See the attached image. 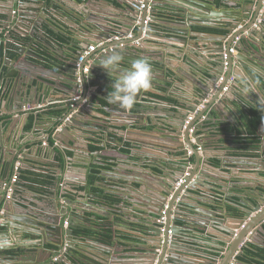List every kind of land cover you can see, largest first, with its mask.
<instances>
[{
  "label": "water",
  "instance_id": "water-1",
  "mask_svg": "<svg viewBox=\"0 0 264 264\" xmlns=\"http://www.w3.org/2000/svg\"><path fill=\"white\" fill-rule=\"evenodd\" d=\"M9 1L11 3L8 5L3 4L7 7L6 10L0 11V14L6 16L1 20V32L8 30L4 38L0 37V52L4 48V55L0 57V112L3 115L4 113L10 115L13 121L16 118L22 120L21 113L25 111L23 122L26 120L28 122L30 116L28 112L32 109L25 110V107H34L35 103L51 100L54 97L66 101L67 104L64 113L50 127L52 132L46 137L48 143L52 137L57 142L56 146L52 149L47 147L48 152L45 150L41 155L39 153L41 144L37 148H31V151L27 152L34 156L28 158L23 156L24 160L21 161L20 168L16 169L18 178L26 169L51 172L54 176L53 189L47 197L34 192H32L33 197L28 193L26 195L27 182L10 181L13 173V160L10 158V165L6 168L7 170L5 169L6 173L4 168H0V264L3 259L1 252L6 249H19L18 244L35 246L36 249L43 250L46 259L40 262L47 264H118L116 260L120 259L117 256L120 251L110 248L101 249L95 243H87V237L80 235L82 230L87 229L83 223L87 219V212L91 213V209L97 206L95 202L99 200L109 204L112 202V207L102 204L101 208L114 212L116 216L106 215V217L120 227L118 230L121 233H129L130 236L138 237L142 241V244H137L140 253L136 264H203L192 262L195 261L192 259L195 256L185 254V250H179V246L185 247L186 244L194 249L187 238L194 236L193 234H205L208 229L206 224L209 222L204 219L208 217L210 218L208 220L212 221L213 217L219 215L216 210L210 208V206L213 207L211 200L209 207L201 206L200 190L210 191L214 195L222 192L226 196V204H234L238 210L242 211L239 213L240 217L233 219L238 227L232 230L225 227L221 229L229 237L224 242L229 243L227 248L230 251L220 262L211 260L209 264H242L238 261L242 251L239 250V255L236 252L233 253L238 243L239 245L244 243V246L254 238L256 233H262L264 236V194L251 185L249 190H245L241 183L229 186L227 176L211 175L204 170L203 174L207 175V178L202 179L198 176L199 166L226 175L227 163L232 162L225 159L224 163L217 165L209 160L203 151L208 149L203 141V135L205 136L204 133L208 130L203 128L204 124L200 120L203 117L210 118L212 111L219 109L220 102L228 98V93L232 92L234 96L242 99L238 95L239 92L237 94L233 92V88L243 92L247 87L245 83L251 84L250 91H252V84L258 86L260 97L264 98V66L261 65L264 59H258L260 54L256 51L258 49L254 48L255 45L260 47L264 45V0H81L83 5L77 11L81 15L78 16L79 32L72 37L78 40L79 44L73 40L70 41L71 38L67 35L65 38L69 39L70 47L65 46L64 49L56 39L48 41L50 30L53 33L60 32L53 24L63 28L54 18L56 14L63 13L61 10L55 11V6L49 8L45 6V1L41 2V0H5L6 3ZM118 1L120 7L116 4ZM140 1H144L146 5L143 9L139 8ZM157 1L162 3L157 4ZM16 4L19 5L17 9ZM36 5L43 6L44 14L35 7ZM156 5L184 19L176 23L179 29L175 30L176 34L171 38H163L157 32L160 26L156 16ZM102 13L104 16H101ZM109 16L116 18H108ZM125 17L132 19L133 22L126 20ZM211 19L226 23V30L229 33L218 35L219 38H208L207 33L193 30L195 25H201ZM244 20L248 22L243 24ZM255 23H258L257 28H254ZM212 28L216 26L213 25ZM245 32L249 33L253 47L244 46V39H240L235 45L239 52L228 54L226 60L224 52H230L236 37L242 36ZM162 39L171 40L174 45L161 46L162 44L158 41ZM58 40H60L59 37ZM210 42L214 45H210ZM91 45L96 46L95 51L91 52L80 66H77L80 56ZM57 46L61 48L59 53L62 57L59 60L74 65L71 68L72 72H68L63 64L60 65L67 76L59 82L48 75L57 72L52 69L53 72L43 64L51 55L54 56L53 50H57ZM130 48L137 51L134 54H140L152 64L153 80L164 83L168 86L167 90L176 95V111L170 109L169 114L164 115L161 112L163 109H169L168 106L153 104L147 106L144 96L158 102L166 101L150 96L151 90L140 93L137 103L131 110L121 109L119 105L104 104L103 100L108 102L106 98L108 93H105L96 78L101 73L105 75L108 73L99 69L97 60L110 55L114 50L122 52L123 56L130 54L135 56L129 51ZM47 49L52 53H49ZM250 52L254 53L256 59H252L253 57L248 54ZM155 54H159V57ZM171 54L177 59L185 58L189 67L182 66L183 70L181 67L174 68V64L168 59V55ZM89 60H92V63H90L89 73L86 74L84 69L89 64ZM130 62L122 61L118 70L123 73L130 67ZM41 70L45 71V74L40 73ZM234 75L242 81L232 80L231 82ZM190 76L194 86L183 89L182 94L177 93L176 88L182 89L188 85L186 80ZM177 83L181 85L178 86ZM93 84L100 86L90 91ZM57 89L62 90L63 93L56 95ZM165 96L169 97L168 94ZM258 101L264 107V100L260 98ZM200 105L203 106L202 109ZM151 106L154 109L148 108ZM35 119L34 128L36 129L41 121L39 117ZM2 122L0 121V128L3 127ZM262 122L264 125V113ZM137 123H140L137 132L142 135V138L139 137L135 139L136 141L127 139L133 144L131 153L135 150L143 153L142 165L148 166L149 171L145 168L143 172L133 170L131 173V169H123L127 167H123L125 162L120 161L119 167L118 165L112 167L106 175L113 173L115 178L120 176L130 180L127 186L120 187L122 193L118 192L117 185L111 183L105 185L113 189L109 192L100 191V193L89 194L86 189L81 190L80 188L87 183V176L79 180H72L70 174L68 176L69 170L82 167V162L81 164L78 162L80 159L75 158L80 156V151L83 150L78 146L77 141L98 140L94 134L99 131L100 136H106L107 140L114 143L120 139V136L114 132L119 133L118 130L122 126L132 127ZM156 131L169 132L170 139L163 134L159 136V138H166L167 144L150 140L157 133ZM64 135L65 139H62L61 136ZM36 144L33 141L32 145L36 146ZM10 145L11 148L8 149L2 143L0 151L5 152L6 155V152L10 151L8 153L14 155L13 144ZM198 147H201V150ZM163 148L168 150L163 151ZM190 150L196 156V169L190 168V161L181 165L182 158L177 157L174 162L175 153L183 151L187 154ZM201 151L199 156L198 153ZM167 153L174 158L168 159ZM63 159L66 160L65 163ZM29 160L46 166L33 165L27 168L24 165ZM235 163L240 169H244L241 165L247 166V169L259 165L258 161L240 162L239 159H236ZM260 163H264V160ZM51 166L54 168H50ZM84 169L87 175V168ZM122 171L127 174H121ZM257 176H260L259 171ZM136 182L138 184L134 185ZM178 182H180L179 185ZM230 191L235 195H231ZM10 192L14 194L18 192L23 198L14 200L19 196H8ZM245 194H247L246 198ZM239 197L244 199L241 200ZM41 201L53 205L55 216L50 209H48L50 212H46V208L40 206ZM26 208L29 210L27 213L19 210ZM124 208L132 209L140 217L131 219ZM162 217L165 218L164 221L161 220ZM130 221L145 225L150 237L143 234L137 235L124 229L129 227ZM180 222H186V224L183 225ZM226 222V219L224 221L215 219L213 225L220 226ZM24 232L36 235L39 239L30 244L24 242L22 238L16 241L15 239H20L18 237H22ZM207 234L210 232L208 231ZM123 243L125 244L117 243V246L127 248L136 246L130 242L123 241ZM195 249L198 250V248ZM184 254L188 258H185ZM58 256L60 259L55 260Z\"/></svg>",
  "mask_w": 264,
  "mask_h": 264
},
{
  "label": "crops",
  "instance_id": "crops-1",
  "mask_svg": "<svg viewBox=\"0 0 264 264\" xmlns=\"http://www.w3.org/2000/svg\"><path fill=\"white\" fill-rule=\"evenodd\" d=\"M45 1V6H48L49 8L51 6H55V11L56 10H61L63 13L62 14H56V16H54V18L56 20L59 21V24L63 26V28H60L58 25L53 24L54 27H56L60 32L58 33H51V37H53L54 39H56V41L58 43H60L62 45V48H64V46L67 44V46L70 47V42L68 38H65L67 35L70 36V41L73 40L75 43H78V40H76L75 35L77 34L78 31V27L80 26V21L78 16H81L77 11L78 9H80V7L83 5L81 4V0H41ZM9 3H11L10 1L8 3L5 2V0H0V5L6 4L8 5ZM119 1L116 3L118 4ZM162 3L161 1H157V4ZM118 6L120 7V5L118 4ZM2 8L4 7L1 6ZM17 7L19 8V5L16 4L15 8L17 9ZM38 10H40L43 14V6L42 5H36L35 6ZM5 9L7 8L6 6L4 7ZM157 9V13L156 16L158 18V24H159V28H158V33L163 36V38H171L173 35H175V30L179 29V26L176 24L178 22L184 21L183 17L175 14L172 11H169L168 9L162 8L159 5H156L155 7ZM2 10V9H1ZM168 10V11H165ZM2 15V14H1ZM4 16V15H3ZM101 16H104V14L102 13ZM6 18V16L3 17V19ZM108 18H116L115 16H109ZM126 20L128 21H132V19L130 18H126ZM102 20V19H101ZM103 21V20H102ZM248 20H244L243 24L247 23ZM216 26V28H212L213 25ZM242 25V24H241ZM162 26V28H161ZM1 27V26H0ZM109 27V25L107 26ZM242 27V26H241ZM227 25L226 23H223L221 20L218 19H211L209 21L203 22L201 25H195L193 27V30L195 32H202V33H207V37L208 38H219L218 35H226L229 32L226 30ZM225 29V30H224ZM217 30V31H216ZM51 31V30H50ZM8 32V30L6 29L5 32H1V28H0V37H5V33ZM103 32V31H102ZM105 32V31H104ZM106 33V32H105ZM213 34V35H210ZM59 35V36H58ZM118 35V34H115ZM58 37L60 38V40H58ZM103 38L105 37V34L102 36ZM48 41H51L50 39ZM74 43V44H75ZM159 44H162L161 46H173L174 42L170 41H166L165 39L159 40L158 41ZM151 44V43H150ZM210 45H214L213 43H209ZM243 44L246 47H253L251 42H250V38H249V33L248 36L246 37V39L243 40ZM4 46V44H3ZM41 47L45 48L43 45H41ZM74 48H77L75 45H73ZM254 48L258 49L256 50L260 55V58L258 59H264V45L263 46H258L255 45ZM57 50H53L54 51V56L51 55L48 60L43 63L44 65H46V67L48 69H54L55 72L57 73H53L52 75L48 74L49 76H51L50 78L56 80V81H60L62 78H64V76H67L66 71L63 70L60 65H64L66 68V70L68 72H72V69L74 67L73 63L68 64V63H64L63 61H60L59 58H61V54L59 53V49H61L59 46L56 47ZM169 50H172L171 48H169ZM175 49H173L174 51ZM47 51L49 53H52L51 50ZM56 51V52H55ZM129 51L132 52V54H134L135 52H137L135 49L130 48ZM239 52V50L234 51V54H237ZM224 53H227L226 51ZM152 54V53H151ZM149 54V55H151ZM229 54V53H228ZM249 55H251L253 58L252 59H256L255 55L253 52L248 53ZM4 55V48L1 50L0 52V57H3ZM133 55H124V60L125 62H129L132 61L134 59L137 58H143L140 54H134ZM157 57H159V54H155ZM169 56V60L172 61V63L174 64V68H182V70L184 69L182 66H186L189 67V65L187 66V63L185 61V58L183 59H177L175 56L168 55ZM51 59H54L55 61L52 62L50 61ZM93 60V59H92ZM248 62V61H247ZM260 63V62H259ZM262 66H264V62L261 63ZM100 70H103L101 67L99 68ZM238 70V69H237ZM53 71V70H52ZM53 71V72H54ZM239 72V71H238ZM264 72V71H263ZM16 74V72H14ZM40 73H44L45 71H40ZM123 73L121 72V70H113L111 75H114L115 78H117L118 76L122 75ZM264 75V73H263ZM46 76V75H44ZM232 80H236V81H242L237 75H234L231 78V82ZM187 82V86L183 87L182 89L180 88H176L177 93H181L183 89H190L191 87L194 86L193 84V79L190 76L189 79L186 80ZM245 83V82H244ZM178 86H180V83H177ZM242 85H244L242 83ZM245 85L247 87L246 90L243 92L233 88V92H239V96L242 97V99H239L238 96H234L232 94V92L228 93V98L226 100H222V102H220V106L219 109H214L212 111V115L210 118H205L203 117V119L205 118L206 120L204 121V123L206 122V124L203 125V128H205L206 130H208V132L204 133L205 136L203 135V141L205 142V144L207 145L208 149L207 150H203L206 153V156L209 158L210 161L214 162L217 165H220L222 163H224L225 159H228L232 162L227 163V167L225 168V170L227 171V174H221L218 173L214 170H210V169H204L202 168V166H199V173L198 176H200L202 179L207 178V175L203 174V170L207 171L209 174H213V175H220L221 177L227 176V180L229 182V186L233 185V184H238L241 183L242 186L244 187L245 190H249L251 189V186H254V189L260 191L261 193L264 194V163H260L264 160V125H262V118H263V113H264V107L262 106L261 102L258 101L260 100V98L262 100H264V98L260 97L261 93L259 91L258 86H256L255 84H252V91H250L251 89V84L245 83ZM244 85V86H245ZM99 85L93 84L92 87H90V91L95 90L96 88H98ZM231 86V85H229ZM168 86L165 85L164 83L159 82L158 80H153V88L151 89L150 92V96L158 98V99H163L166 100L165 102H158L157 100L148 98L147 96H144V102L147 103V106L153 104V105H159V106H168L169 109H163L161 112L164 115L169 114V110L171 109L172 111H176L177 109V104L176 103V95L170 93L171 91L167 90ZM231 88V87H230ZM232 89V88H231ZM39 91L41 92V87L39 89ZM245 92V93H244ZM63 93L62 90L57 89L56 90V95H59ZM168 94L169 97H166L165 95ZM1 97V94H0ZM34 99L36 100V96L34 97ZM104 104H108L107 101H104ZM259 103V104H257ZM67 102L63 101L62 99H59L57 97H54L51 100H46V101H41V103H35L33 106L35 108L34 112H31L30 115H32L33 117H39L40 119V125L35 129L34 128V124H35V118L34 121L32 123V125L28 128L27 127V120L26 122H23L24 120V115H26L25 111H23V113H21L22 115V120H18L16 118V120L12 121V117L10 115H8L7 113H3L0 112V121H3L2 126L0 128V131L2 132V137L0 138V147H2V143L4 145H6V147L8 149H10L11 146L10 144H13V150H15L14 155H10L8 152L7 155L5 154V152L0 151V168H4V170L6 168L9 167V158L10 160H13V164H12V174H11V178H13V176L16 174L17 175V170L16 168H20V163L21 161L24 160L23 156L28 158L30 156H34L33 154H29L27 151H31V148H37L38 145H40V150L39 153L41 155V153H43L45 150L48 152V149H46L47 147H50L51 149L53 148V146H56L57 142L50 137L49 139V143L46 141V137L47 134H50V132H52L51 130V126L53 124V122H57L58 118L64 113L65 111V106H66ZM254 106L256 108H258V112H254L255 114L258 115L259 117V121L258 124H256L255 126H251L250 125V120L252 119V108H254ZM149 109L154 107H148ZM200 108L202 109L203 106L200 105ZM25 109H27L25 107ZM104 112V111H102ZM193 113V112H192ZM171 114V112H170ZM19 115V114H18ZM17 115V116H18ZM35 115V116H34ZM138 121V120H137ZM140 123H137L135 126L129 127V126H122L118 131V132H114V134L119 135L120 139L117 142H110L109 140L106 139V136H100L101 132L97 131L94 135L98 138V140H87V141H83V139L78 140L77 142L79 143L78 146H80L81 150L78 149L80 151V156H76V159H80L78 160V162L81 164L82 162V167H78L76 169H72L69 170L68 176L70 174L72 180H79L80 178H85V176L89 177L92 175L90 173V171L93 168L97 169V179L102 180H108L109 182H113V185H117L119 191L122 193V190L120 187H123L124 185L127 186V182H129L130 180L126 177H120L117 176L116 178L113 177V173H107V171H111L112 167H116L120 161H124L125 165L123 164V167H127V168H123V169H131L130 172L132 173L133 170H136L138 172H143L144 169L146 168L147 171H149V169L145 166L142 165L143 161H144V157L142 156V152L140 151H133L131 153V149H132V143L128 141L127 138L132 139L133 141H136L135 139L137 138H142V135L140 133L137 132V128H139ZM24 126V128H23ZM225 127V130H230L231 133L226 134L224 132H219V130H223ZM157 133L154 134L150 140L159 143H165L167 144L168 141H165L166 138H159V136L161 134H163L164 136L169 138V132H159L156 131ZM233 132V133H232ZM31 133V134H30ZM45 138V139H42ZM62 139H65V135L61 136ZM42 139V140H41ZM170 139V138H169ZM33 141H35L36 146L32 145ZM39 142V143H38ZM47 142L44 146V143ZM113 144V145H111ZM138 144V142H137ZM113 146V147H112ZM214 148V149H213ZM89 149V150H88ZM99 150V151H97ZM152 150V149H150ZM162 150V149H160ZM168 149L163 148V151H167ZM156 152V151H154ZM75 153V152H73ZM202 151L199 152V156L201 155ZM179 154V153H178ZM175 153V158L173 155H170L167 153V158L168 159H173L174 162L176 161L177 157L176 155H178ZM74 154H72L71 152V156H73ZM14 156V157H13ZM239 159V161L241 162H250V161H258L259 165L255 166V168H248L245 165H241L242 168L244 169H240V167H236V163L235 160ZM64 163L66 162L65 159H63ZM85 165H84V164ZM189 163V161H188ZM191 166L190 168H195L196 169V157H194L193 160L190 161ZM24 165V164H23ZM41 166V167H45V164H41L38 165L32 161H26L24 166H27V168H29L30 166ZM175 166H177V164H174ZM87 168V175H86V170L84 169L85 167ZM171 167V165H169ZM251 166V165H250ZM119 167V165H118ZM40 168V167H37ZM50 168H54L53 166H51ZM173 168V166L171 167ZM41 169V168H40ZM232 169V170H231ZM3 170V172H4ZM7 170V169H6ZM5 170V173H6ZM129 171V170H128ZM257 171H259L260 176H257ZM121 174L126 173V172H120ZM127 174V173H126ZM10 178V181H12ZM23 180L22 182L25 183L27 182V186H29V188L31 186H34L35 188H37L36 186L40 185V184H45L46 182H48V184H52L54 181V176L52 175L51 172H45L39 169H34V170H30V169H26L23 172V175L20 176L18 178L17 181ZM84 180V179H83ZM116 180V181H115ZM9 181V179H8ZM13 182V181H12ZM14 183V182H13ZM138 184L137 182L134 183V185ZM248 184V185H247ZM198 186V185H196ZM208 186V185H206ZM106 187V186H105ZM103 187L101 189V191L103 190L104 192H109L110 190H113L112 188H108V187ZM33 188V187H32ZM208 188H210L208 186ZM123 189V188H122ZM33 192H37L38 191H34ZM201 193L200 196V201L201 206L204 207H209L208 204L209 201L211 200V202H213V207L210 206V208H212L213 210H216L218 212V216L217 217H213L214 220L209 221L208 217H206L204 220L206 222H209V224H206L208 229L207 232L209 231L210 234H207V232L205 234H193L194 236H189L187 238V240L191 241L189 242L191 246L194 247L191 248L189 247V244H186L185 247L184 245H181V247L179 246V250L183 251L185 250V254H189L191 256H195L192 259L195 261L192 262H198V263H203V264H209L211 260H215L217 262H220L222 260L223 257H225V254H228V252L230 251L227 248V245H229V243H225L224 240H227L229 237L227 235H225L221 229L223 227L225 228H229V229H234L235 227H238V225L234 222L233 219H235V217H240L241 215L239 214L240 212H242L241 210H238V207L234 204H226L225 203V199L226 196L223 195L222 192H218L215 195L212 194L210 191H199ZM26 195L28 194H32V192H26ZM28 193V194H27ZM231 195H235L232 191L229 192ZM20 193L17 192L16 196L18 197ZM40 194V193H39ZM226 194V193H225ZM42 196V194H40ZM45 196V195H43ZM244 196V195H243ZM33 197V196H32ZM47 197V195H46ZM247 197V194H245V198ZM23 197L19 196V198H14V200L17 199H22ZM239 199H244L243 197H239ZM237 201V199H235ZM40 206H42L43 208H46V210H48V202H44L41 201L39 202ZM126 211L128 212L129 216L131 219H134L136 217H140V215L133 211L132 209H127L124 208ZM21 210V209H19ZM114 213V212H113ZM242 214V213H241ZM85 216V214H84ZM216 220H220V221H224L225 219L227 220L226 224H221L220 226L218 225H213V222H215ZM181 224L185 225L186 222H180ZM85 227L87 229L82 230V232L80 233V235H84L86 236V241L87 243H95L97 245L100 246L101 249H107L110 248L114 251H120V254H118L117 256L120 257V259L116 260L117 262H119L118 264H136L139 261V250H138V243L142 244V241L136 237L134 238L132 233L130 236L129 233L127 234H123L121 233L120 230H118V228H120L119 226H117L116 224L113 223V221H111V219L107 220L106 223L103 225V223L99 224H93V225H85ZM124 229H128L129 232H133L134 234H143L147 237H150V234L146 232L147 227L145 225H142L138 222H133L130 221V225L127 228ZM36 237V235H35ZM184 238V235L182 236ZM108 238H110V241H108ZM116 238L118 240H116ZM121 241V242H118ZM124 242H130L131 244H135L136 246L134 247H118L117 243H119V245H124ZM244 244V243H243ZM242 243H238V245L235 247V250L233 251V253L236 252V254L239 255V250L242 251V254L239 255V260L241 261L242 264H254V263H249L248 261H243L240 259V257H242L243 255H245L246 249L248 252H252V251H256L258 250L257 248H261L264 249V236L262 233H256L254 238L252 240H250L248 243H246L243 246ZM231 247V246H230ZM229 247V248H230ZM257 247V248H256ZM195 248H198V250H196ZM237 249V250H236ZM10 250V249H6L3 250L1 252V254L3 255V260L1 264H34L36 261H34L36 255H38L37 253H40V256H43L44 259H46V257L43 255V250H38L37 252H35V249L32 248H27V250L24 251V248H21V252H18L15 254V258L16 260L12 261V263H10V261L7 258L6 255V251ZM184 254L185 258H188L186 255ZM264 254V253H262ZM261 254V258L259 257H254L253 258H259L260 261H264V256H262ZM60 256V255H59ZM58 256V258H59ZM110 256V255H109ZM183 256V255H180ZM42 257V258H43ZM251 257V256H249ZM189 261H191L190 259H188ZM36 264V263H35ZM40 264H44L43 262H40ZM47 264V263H45ZM217 264V263H216Z\"/></svg>",
  "mask_w": 264,
  "mask_h": 264
},
{
  "label": "clouds",
  "instance_id": "clouds-1",
  "mask_svg": "<svg viewBox=\"0 0 264 264\" xmlns=\"http://www.w3.org/2000/svg\"><path fill=\"white\" fill-rule=\"evenodd\" d=\"M124 56L120 51H112L110 55L99 58L98 66L111 75L118 70ZM113 90L107 95L109 104L119 105L121 109L131 110L137 103V97L142 92L153 88V67L145 58H137L130 62V67L118 76L112 85ZM26 110V109H25ZM35 108L32 107L34 112Z\"/></svg>",
  "mask_w": 264,
  "mask_h": 264
},
{
  "label": "flooded vegetation",
  "instance_id": "flooded-vegetation-1",
  "mask_svg": "<svg viewBox=\"0 0 264 264\" xmlns=\"http://www.w3.org/2000/svg\"><path fill=\"white\" fill-rule=\"evenodd\" d=\"M1 6H3V5H0V11H1V9L2 10H6L4 7L2 8ZM3 17L4 16L0 14V26H2L1 20H3ZM51 33H53V32L50 31V34L48 36V37H50V40L51 39H54L53 37H51L52 36ZM2 38H4V37H2ZM65 46H67V44ZM110 93H108V94H110ZM28 113L31 114L30 111ZM219 132H223V130H219ZM224 133L226 135V132H224ZM227 134H229V133H227ZM97 151H99V150H97ZM177 156H178V158H182V161H180L181 162L180 163L181 165L187 163L188 161L193 160L194 157H196L191 150L190 151H187V154L185 152H183V151L182 152H179V154ZM170 170H172V169L170 168ZM106 183H108V184H110V183L111 184H114L113 182H109L108 180H102L101 181L100 179L96 180V182L93 183V182H91V179H89V177H87V183L84 186H82L80 189L81 190H85L86 189L89 194H92V193H100L101 189L103 187H105ZM36 187L37 188H35L34 186H31L29 188V186H27L28 190L26 192H33L32 190H34V191L40 190V191H38V194L40 193V194H42V196L43 195L46 196V195H49L50 194L49 193L50 190L53 189V185L52 184L51 185L48 184V182H46L45 184H40V185H38ZM34 193H37V192H34ZM8 196H11V197L15 196L16 197V194L10 192V194H8ZM29 196H32V194H30ZM114 201H115V199H114ZM110 203L111 204L106 203V201H101V200L96 201L95 204H97V206H95V207H93L91 209V211H92L91 213L87 212V214H86L87 215L86 216L87 219L83 223L85 225H93V224L95 225V224H99V222H100V223H103V225H104L106 223V221L108 220V218L106 217V215H109V216L112 215L113 217L116 216L111 210H105V209L101 208L102 204H104L105 206H108V207H112L113 204H112V202H110ZM48 207H49L48 209L51 210L52 215L55 216V214H54L55 208L53 207V205H51L50 203H48ZM20 211H22L23 213H27L29 210L26 208V209H21ZM45 211L46 212H50L49 210H45ZM18 238H20V239H15V240L16 241H20L21 238H22L23 241L26 242L27 244H30L31 242H35V241H37L39 239L37 236L35 237V235H31V234L26 233V232L23 233L22 237L19 236ZM17 247L19 249H13L12 248V249L7 250L5 252L6 255H7L8 260L10 261V263H12V261L16 260V259H14L15 258V254L18 253V252H21V248H24V251L27 250V248L35 249V252L38 251V249H36L35 246H30V245L23 246V245L18 244ZM49 247L52 248L51 246H49ZM37 254L38 255H36L34 261H36L35 262L36 264H40V261H43L45 259H44L43 256H40V253H37ZM43 263L45 264V262H43Z\"/></svg>",
  "mask_w": 264,
  "mask_h": 264
},
{
  "label": "trees",
  "instance_id": "trees-1",
  "mask_svg": "<svg viewBox=\"0 0 264 264\" xmlns=\"http://www.w3.org/2000/svg\"><path fill=\"white\" fill-rule=\"evenodd\" d=\"M96 80L99 81V84L103 87V90L105 91V93H110L113 90L112 85L115 82L116 78L114 77V75H105V74L101 73L96 78ZM252 110H254V111H252V115L253 116H252V119L250 120V125L253 127L256 124H258V122H260V121H259V117H258L259 113H258V115L254 113L256 110H258V108H256L254 106V108H252ZM256 112H258V111H256ZM34 118H36V117H33L32 115L29 116V120H28V124H27L28 128L32 125V123L34 121ZM204 124H206V122ZM223 132H226V134L227 133H231L230 130H228V129L225 130V127L223 129ZM90 173L92 174L90 176L91 182L95 183L96 182V177H97V169L93 168L90 171ZM108 241H110V238H108ZM257 249L258 250H256V251L254 250L252 252H248L247 249H246L245 255L240 257V259L243 260V261H248L249 263L264 264V261H260V259H259V258H261V254L264 253V249H261V248H257ZM249 256H251V257H249ZM252 256H254V257L256 256V257H259V258H253ZM262 256H264V254H262Z\"/></svg>",
  "mask_w": 264,
  "mask_h": 264
},
{
  "label": "built area",
  "instance_id": "built-area-1",
  "mask_svg": "<svg viewBox=\"0 0 264 264\" xmlns=\"http://www.w3.org/2000/svg\"><path fill=\"white\" fill-rule=\"evenodd\" d=\"M135 6H137V5H135ZM145 6H146V5H145L144 1H140V6H139V8H140V9H143ZM263 10H264V9H263ZM258 22H260V20H259ZM257 27H258V23H255L254 28H257ZM241 28H242V27H241ZM242 36H243V37H242ZM242 36H237L236 39H235V42L238 41V40H240V39L243 40L245 36H248V32H245ZM116 38H118V37L116 36ZM95 49H96V46H95V45H91V46L89 47V49H87L86 51H84L83 54L80 56L79 61L77 62V66H80L81 62H83V61L85 60V58H87L91 52L95 51ZM234 51H237V49L234 48V47H232V48L230 49V52H228V53L230 54V53H233ZM228 53H224V56H225V59H226V60H227V57H228ZM90 63H92V60H90L89 64H88V65L85 67V69H84V71H85L86 74L89 73V71H90ZM226 64H227V62H226ZM80 80H81V79H80ZM77 98H78V97H77ZM27 109H32V107L27 108ZM44 144H46V142H45ZM199 150H201V147H199ZM16 169H18V167H17ZM17 180H18V176L15 174V175L13 176V178H12V181L15 182V181H17ZM180 182H181V181H180ZM180 182H178L177 184L179 185ZM164 219H165L164 217L161 218L162 221H164Z\"/></svg>",
  "mask_w": 264,
  "mask_h": 264
},
{
  "label": "bare ground",
  "instance_id": "bare-ground-1",
  "mask_svg": "<svg viewBox=\"0 0 264 264\" xmlns=\"http://www.w3.org/2000/svg\"><path fill=\"white\" fill-rule=\"evenodd\" d=\"M235 45H236V42H234V46H233L234 48H236ZM204 121H205V119H203V118L200 120V122H202L203 124H204ZM58 259H60V258H58V257L55 258V260H58Z\"/></svg>",
  "mask_w": 264,
  "mask_h": 264
},
{
  "label": "rangeland",
  "instance_id": "rangeland-1",
  "mask_svg": "<svg viewBox=\"0 0 264 264\" xmlns=\"http://www.w3.org/2000/svg\"><path fill=\"white\" fill-rule=\"evenodd\" d=\"M246 37H247V36H245V38H246ZM245 38H244V39H245ZM89 62H90V60H89Z\"/></svg>",
  "mask_w": 264,
  "mask_h": 264
}]
</instances>
